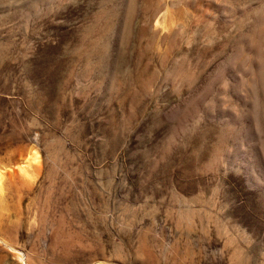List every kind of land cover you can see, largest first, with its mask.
<instances>
[{"label":"rangeland","instance_id":"1","mask_svg":"<svg viewBox=\"0 0 264 264\" xmlns=\"http://www.w3.org/2000/svg\"><path fill=\"white\" fill-rule=\"evenodd\" d=\"M257 1L0 0V264H264Z\"/></svg>","mask_w":264,"mask_h":264},{"label":"bare ground","instance_id":"2","mask_svg":"<svg viewBox=\"0 0 264 264\" xmlns=\"http://www.w3.org/2000/svg\"><path fill=\"white\" fill-rule=\"evenodd\" d=\"M234 1V0H233ZM262 2V0H259V2ZM221 2V1H220ZM231 2V1H230ZM229 2V3H230ZM258 1H257V3L258 4H260ZM217 3H219V2H217ZM263 3V2H262ZM228 4V3H227ZM256 4V3H255ZM261 5V4H260ZM255 6V5H254ZM256 6H257V4H256ZM228 7V6H227ZM248 7V6H247ZM226 8V7H225ZM229 8V7H228ZM235 8V7H234ZM253 8V7H252ZM227 9V8H226ZM228 10V9H227ZM235 10V9H234ZM250 10V9H249ZM248 11V10H247ZM252 11V10H251ZM258 11V13L260 14V17H261V22L262 23H260L259 25L257 24V26H258V28H257V30H255L256 32H253V38L255 39V40H257V38H258V35L261 37V33L264 31V5L263 6H260V8L257 10ZM223 12V11H222ZM233 12V11H232ZM245 12V11H244ZM233 14V13H232ZM244 14H246V13H244ZM243 14V15H244ZM169 15H170V13H169ZM226 15H228V14H226ZM254 16V15H253ZM255 17V16H254ZM172 19V16H169V19ZM175 19V18H174ZM256 19V18H255ZM258 22H259V20H258ZM256 23H257V19H256ZM252 24V23H251ZM254 24V23H253ZM250 25V24H249ZM252 34V33H251ZM262 35H263V33H262ZM256 36H257V38H256ZM264 36V35H263ZM261 38H263V37H261ZM258 41H260V40H258ZM258 41H257V43H258ZM256 42V41H255ZM261 43V42H260ZM257 45V44H256ZM263 46V45H262ZM254 47V46H253ZM259 47V46H258ZM242 50V49H241ZM258 50V49H257ZM256 50V51H257ZM242 53V52H241ZM248 53V52H247ZM253 54V53H252ZM252 54L250 55V56H252ZM248 56V55H247ZM254 58V57H253ZM258 59V58H257ZM249 60V59H248ZM254 60V59H253ZM259 60V59H258ZM245 61H246V59H245ZM257 62V61H256ZM261 62V61H260ZM247 63V62H246ZM238 64V63H237ZM248 64V63H247ZM259 64V63H258ZM258 64H256V65H258ZM253 65V64H252ZM248 66H249V64H248ZM251 66V65H250ZM260 67V69H264V68H261V66H259L258 65V67L257 68H259ZM256 68V67H255ZM247 69V68H246ZM253 74H251V76H252ZM264 78V77H263ZM257 84V83H256ZM243 86V85H242ZM254 88V87H253ZM256 90V89H255ZM256 111V110H255ZM262 113V112H261ZM34 153V152H33ZM33 156H36V154H33ZM32 156V157H33ZM31 159V155H30V157H28L27 156V160H25V161H29ZM31 162V161H30ZM28 165V164H27ZM27 167V166H26ZM20 169L22 170V171H24V172H26V168H24L23 166L22 167H20ZM0 176H1V174H0ZM2 177V176H1ZM0 188H2L1 187V182H0ZM1 190V189H0ZM1 240V239H0ZM3 240V239H2ZM1 240V241H2ZM7 241V240H6ZM3 244V243H2ZM5 244L7 245V246H9L10 248H11V250L14 252V254L16 255V256H18V257H20V258H26V256L24 255V252L21 250L20 251V249L19 248H17V247H15V246H13V245H11L10 243H8V242H5Z\"/></svg>","mask_w":264,"mask_h":264}]
</instances>
